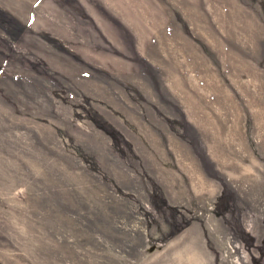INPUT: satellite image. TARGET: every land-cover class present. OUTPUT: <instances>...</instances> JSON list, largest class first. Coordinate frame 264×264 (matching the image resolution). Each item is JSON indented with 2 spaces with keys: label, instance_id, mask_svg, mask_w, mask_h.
Here are the masks:
<instances>
[{
  "label": "rangeland",
  "instance_id": "374dc122",
  "mask_svg": "<svg viewBox=\"0 0 264 264\" xmlns=\"http://www.w3.org/2000/svg\"><path fill=\"white\" fill-rule=\"evenodd\" d=\"M0 264H264V0H0Z\"/></svg>",
  "mask_w": 264,
  "mask_h": 264
}]
</instances>
